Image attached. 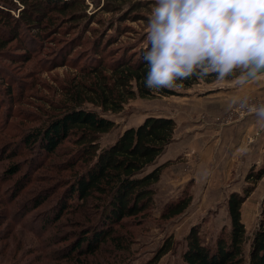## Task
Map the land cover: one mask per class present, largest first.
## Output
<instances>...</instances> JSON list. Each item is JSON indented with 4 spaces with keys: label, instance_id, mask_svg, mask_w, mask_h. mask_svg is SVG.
I'll use <instances>...</instances> for the list:
<instances>
[{
    "label": "rangeland",
    "instance_id": "obj_1",
    "mask_svg": "<svg viewBox=\"0 0 264 264\" xmlns=\"http://www.w3.org/2000/svg\"><path fill=\"white\" fill-rule=\"evenodd\" d=\"M39 1L0 0V10L8 12L23 25V30L18 34H22L25 39H31L34 35L33 29H28L20 20L22 10L25 5L33 9L30 5ZM85 2L86 15L92 18L89 22V18L83 17L79 25L66 27L72 20V13L83 9L81 4L64 14L52 11L46 21L49 24H46L54 29H48L50 32L43 41L34 37L36 50L27 59L22 58L24 45L17 44L15 36L10 38L13 40L0 53V264H126L125 258L127 264H144L172 236L175 240L174 250L165 254L158 264H183L184 238L191 228L199 226L207 243H212L223 228H229V197L233 192H242L248 174L257 172L259 167L240 171L242 176H235V171L233 174L222 169L215 171L212 165H203V169L193 163L198 169L194 167L186 172L190 174L189 178L181 179L180 182V158L172 160L173 164L165 169L167 173L164 174V171L161 180L155 185V205L150 208V212L140 215L141 219H135L136 222L129 219L115 229L116 233L129 239L130 245L125 247L131 248L130 255L126 254V250L119 251L116 246L106 242L95 254L87 253L71 259L66 255L76 246L78 233L85 234V231L91 230L92 235L101 230V225L96 222L99 215L91 205L74 212L62 208L60 212L59 200L67 202L72 176L78 173L76 168L66 165L73 156L72 142L67 140L57 149L56 155L48 158L39 156L37 150L29 152L21 141L29 129L48 117L45 111L51 110L43 103L49 99H58L62 87L77 78L79 68L85 63L98 57L109 63L115 58L119 59L122 53H130L147 43L148 21L120 20L121 15L118 13H108L102 9L107 0ZM127 6L123 5L124 11ZM109 39L112 41L109 42ZM41 42L44 44L41 45ZM97 52H102L103 57L97 55ZM232 82H236L235 76L223 80L214 77L210 81H200L199 86H192L194 88L189 91L199 90L201 86H229ZM4 84L9 87L8 90ZM184 90L188 89H177L180 95L174 96L137 97L130 100L122 112L105 114L115 121L116 127L102 135V146L112 144L123 131L131 125H140L150 115L178 110L180 100L194 102L182 95ZM259 104H264V99L252 98L236 102L213 118L223 122L237 108L242 106L249 110ZM187 105L192 107L191 103ZM95 109L101 112L100 108ZM249 115L233 120L231 124ZM179 132L180 128L176 129V136H179ZM13 164L19 166V170L8 176ZM250 181L253 182V179ZM261 181H257L255 191L242 208L248 234L246 253L250 249L249 241L264 219V182L259 184ZM189 182H193L189 189L193 194L189 209L172 220H162L161 211L169 202L180 198ZM47 219L53 221L48 222Z\"/></svg>",
    "mask_w": 264,
    "mask_h": 264
},
{
    "label": "trees",
    "instance_id": "obj_2",
    "mask_svg": "<svg viewBox=\"0 0 264 264\" xmlns=\"http://www.w3.org/2000/svg\"><path fill=\"white\" fill-rule=\"evenodd\" d=\"M80 4L83 9L74 11L70 16V24L66 26L71 28L79 25V20L83 17L89 18L86 15L85 0H40L39 3L30 5L33 9H28L29 5L24 4L20 20L28 29H33L35 38L43 41L50 32L48 29H54L46 22L52 11L64 14L72 8H78ZM125 4L128 6L124 11ZM152 4L153 0H107L102 9L108 13H118L121 15L120 20L148 21ZM90 19L92 18L88 22ZM2 28L6 30L3 31ZM22 30L23 25L18 19L0 10V53L4 52L13 36L17 44L24 45L22 58L27 59L36 50L33 44L36 43L35 38H23L22 34H18ZM110 41L112 40L109 39ZM40 44L43 45L44 42ZM146 45L135 48L134 52L122 53L119 59L115 58L109 63L99 57L85 63L79 68L77 78L62 87L58 99H49L43 103L51 110L45 111L49 114L48 117L41 124L29 129L21 138L26 150H37L39 156L48 158L56 155L57 149L67 140L72 142L73 156L66 165L76 168L78 173L72 176L67 202L59 200L60 212L63 211L62 208L74 212L91 205L99 215L96 222L101 225V230L92 235L91 230L85 231V234L78 233L76 246L66 255L71 259L87 253L95 254L106 242L116 246L119 251L126 250V254L130 255L131 248L125 247L130 245L129 239L126 240L119 232L116 233L115 229L129 219L139 220L140 215L150 212V208L155 205V185L161 180L165 169L173 164L172 160L159 164L158 159L175 141V118L150 115L140 125L123 131L112 144L102 146V135L110 133L116 127L115 121L105 114L122 112L125 105L137 97L180 95L177 89L190 88L202 80L210 81L217 75H194L178 81L177 83L182 84L178 88L149 89L145 87L147 68L142 59ZM102 54L97 52L100 57H103ZM6 89L9 87L6 86ZM95 108H100L101 112ZM18 170L19 166L13 164L7 175H14ZM263 176L264 166H261L257 172L248 174L247 184L242 192H233L230 195V227L223 228L212 243L206 242L199 226L191 228L184 238L183 264H264V219L260 221L249 241L250 249L246 253L248 234L242 213L244 203ZM191 183L193 185V182H189L179 199L169 202L161 211L162 220H172L189 209L193 202V194L189 191ZM174 242L173 236L167 239L155 256L144 264H158L165 254L174 250ZM124 261L128 263L126 258Z\"/></svg>",
    "mask_w": 264,
    "mask_h": 264
},
{
    "label": "clouds",
    "instance_id": "obj_3",
    "mask_svg": "<svg viewBox=\"0 0 264 264\" xmlns=\"http://www.w3.org/2000/svg\"><path fill=\"white\" fill-rule=\"evenodd\" d=\"M146 40L149 89L213 73L244 85L264 77V0H153ZM249 110L264 121V104Z\"/></svg>",
    "mask_w": 264,
    "mask_h": 264
},
{
    "label": "crops",
    "instance_id": "obj_4",
    "mask_svg": "<svg viewBox=\"0 0 264 264\" xmlns=\"http://www.w3.org/2000/svg\"><path fill=\"white\" fill-rule=\"evenodd\" d=\"M196 85L199 86L200 83ZM228 85L201 86L199 90L189 91L195 87L194 85L182 93L194 102L180 100L178 110L155 115L175 118L177 127L180 128L179 136H176L175 141L168 146L160 158L163 162L180 158V182L181 179L189 178L190 174L186 172L194 167L198 169L196 165L203 169V165L210 167L212 165L215 171L222 169L232 174L235 171L237 172L235 176L238 174L242 176L240 171L264 166V121L259 120L254 113L223 127L213 118L236 102L252 98L264 99V77L248 80L244 85L236 82ZM187 103H191L192 107ZM161 161L160 163H163ZM193 163L196 165L194 166ZM263 182L264 177L259 184Z\"/></svg>",
    "mask_w": 264,
    "mask_h": 264
},
{
    "label": "built area",
    "instance_id": "obj_5",
    "mask_svg": "<svg viewBox=\"0 0 264 264\" xmlns=\"http://www.w3.org/2000/svg\"><path fill=\"white\" fill-rule=\"evenodd\" d=\"M241 108H237V110L233 111L231 113V115H229L227 117L226 120H223V122H222V120H219V119L216 122L221 124V125H224V124L230 125L232 123L231 121H233V120H237V119L242 118V117H244V116H246L248 114H254V112L249 111L248 109H244L242 106H241Z\"/></svg>",
    "mask_w": 264,
    "mask_h": 264
},
{
    "label": "water",
    "instance_id": "obj_6",
    "mask_svg": "<svg viewBox=\"0 0 264 264\" xmlns=\"http://www.w3.org/2000/svg\"><path fill=\"white\" fill-rule=\"evenodd\" d=\"M249 80H251V79H249Z\"/></svg>",
    "mask_w": 264,
    "mask_h": 264
}]
</instances>
